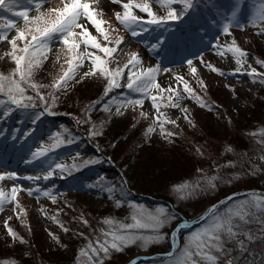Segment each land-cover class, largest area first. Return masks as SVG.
<instances>
[{
    "label": "rangeland",
    "instance_id": "obj_1",
    "mask_svg": "<svg viewBox=\"0 0 264 264\" xmlns=\"http://www.w3.org/2000/svg\"><path fill=\"white\" fill-rule=\"evenodd\" d=\"M127 2L129 0H121L120 4L99 0V4L94 5L103 10L100 18L107 21L103 27L115 29L110 33L111 38H123L124 42L115 54L118 66L123 67L133 52L142 62L125 69L120 81L122 87L114 88L105 96L104 79L98 76L80 79L91 66V61L85 59L83 67L77 70L76 80L69 81L67 91L55 93L58 99L54 104L48 95L53 92L51 87L40 89L45 101H40L29 89L28 94L34 97L36 107L17 109L8 116L0 115V175L6 177L0 181V189L10 192L13 187L17 188L16 200L0 210V264L4 261L76 264L80 249L89 240L94 241L104 227L102 220L106 217L128 220L129 202L149 210L165 208L176 219L161 230L166 239L146 247L138 242L121 253H113L105 264H130L142 257L148 259L136 264H166L169 260L166 254L172 251L171 233L178 223L187 224L186 229L177 234L176 243L182 246L184 237L201 226L200 217L207 215L213 205L223 212L226 207L246 200L251 193L264 195V159H261L264 157V137L252 135L264 130V83L259 82L264 76L253 78L244 74L251 68L264 73V65L256 62L264 61V35L258 34L264 23L256 21L255 26L252 23L260 0H238L242 7L230 28L231 35L223 32V26L228 22L226 16L233 7V0H211V3L210 0H195L193 9L181 20L169 21L159 27L143 25L148 30L136 37L116 20V13H123L121 4ZM58 3L59 0H52L44 7H55ZM133 3H148L158 15L167 14V7L154 0H133ZM172 6L178 10L181 7L179 4ZM16 10L21 9H13ZM133 11L148 19L146 13L138 9ZM35 14V11L29 13L30 16ZM6 18L16 20L18 28L23 27L22 19L11 12L0 11V23ZM86 26L96 34L91 24ZM4 31L9 40L16 35V29ZM80 31L76 29V32ZM233 40L248 53L243 67L235 63L231 53L217 54L226 50ZM101 43H104L102 39ZM18 44L23 46L21 41ZM59 47V44L52 46L48 60L34 77L37 83L51 85L67 70L63 57L60 63H54ZM9 51L8 41L0 42V56L4 57L0 59V72L5 74L15 67L5 55ZM188 60H192L197 68L195 75ZM207 64L223 74L211 71ZM111 67L115 68L117 64L113 63ZM149 67H159L157 82L165 88L171 86L179 93L180 107L169 106V96L174 93H161L153 88L144 95L124 86L129 72ZM238 67L240 70L235 71ZM177 76L189 83L205 107L189 98L183 91V84L175 79ZM253 79L257 82L253 83ZM199 80L207 87L201 86ZM100 93L101 97L97 98ZM152 95L163 97L158 99L160 112L164 114L161 119L167 117L175 121L164 125L167 131L176 133L175 136L165 138L161 135L159 125L155 123L157 113L150 99ZM102 96L105 100L100 105ZM137 99L143 100L142 107L135 106L133 111V106H128L122 109L123 115H114L117 104ZM106 104L110 105L111 112L103 111ZM44 110L51 113L53 119L47 118ZM141 112L147 114L146 118L140 115ZM93 126L102 134L90 135ZM149 126L155 127L156 131L146 137ZM226 146L232 151H225ZM198 148L200 152H197ZM37 151H43L44 155L33 158L32 153ZM119 171L125 180L132 181L133 187L145 193L143 196L156 201L142 197L136 202L133 199L126 201L121 189L128 185H124ZM49 172L52 175L45 180L43 177ZM11 173L15 177L8 179ZM205 175L218 176L214 189H197L187 199H180L173 190L174 185L186 181H202ZM106 185H115L117 194L106 191ZM44 192L55 196V202L43 195ZM117 198L123 201L121 207L115 206ZM250 219L252 222L245 225L244 230L252 234V239L240 237L245 242V250L240 251L234 244L227 245L236 264H264V212ZM84 220L88 223L84 224ZM7 228L26 243L13 241Z\"/></svg>",
    "mask_w": 264,
    "mask_h": 264
},
{
    "label": "snow or ice",
    "instance_id": "obj_2",
    "mask_svg": "<svg viewBox=\"0 0 264 264\" xmlns=\"http://www.w3.org/2000/svg\"><path fill=\"white\" fill-rule=\"evenodd\" d=\"M110 2L120 4L121 0H110ZM154 2L162 7H167V14L158 15L148 3L139 4L129 0V2L121 4L123 13L117 12L116 20L130 31L131 36L136 37L141 35L143 31L148 30L146 27H142L143 25H156L159 27L167 25L169 21L181 20L195 5V0H154ZM51 3L52 0H23V2L21 0H0V11L11 12L13 16L22 19L24 22L22 28H18L17 21L13 19L6 18L4 23H0V42L7 40L11 45V51L5 55L11 59L15 66L7 74L0 72V115L8 116L17 109L36 107L34 97L28 94L29 89L36 93L40 101H45V96L41 94L40 89L51 87L53 92L48 95L54 104L58 99L55 93L67 91L69 81L76 80L77 70L83 67L85 59L91 61V66L88 71L81 75L80 79L89 76H98L104 79L106 81L103 88L105 96L112 92L114 88L122 87L120 81L124 78L125 69H128L130 65L136 67L142 63L139 55L133 52L123 67L118 66L119 62L116 60L115 54L120 50V45L124 41L122 37L111 38L110 33L115 29L103 27L107 23V21L100 18L103 15V10L94 6L99 4V0H59L55 7H44ZM176 4L181 5L179 10L172 6ZM241 7L238 0H233V7L226 16L228 22L223 26L225 34L231 35L230 28L237 21ZM14 8L21 10L13 11ZM133 9L146 13L148 19L145 20L136 15ZM31 11H35L36 14L30 16ZM256 21L264 23V0H260L258 11L253 13L252 23L254 26ZM87 24L94 27L96 34L88 29ZM236 26L240 27L238 23ZM4 29H16V35L9 40ZM76 29L81 31L78 33ZM258 34L264 35V27H261ZM101 39L104 43H101ZM18 41L23 42L22 47L18 44ZM54 44L60 45L56 51L54 63H60L63 57L64 63L68 66L67 70H64L51 85L37 83L34 77L48 60ZM89 49L96 51L93 52ZM226 53H231L235 58V63L240 67H243L248 56V53L240 48L235 40L226 50L218 51L217 54L224 56ZM3 58V56H0V59ZM199 59L204 63L202 58ZM256 62L264 65V61L257 60ZM113 63L117 64V67H111ZM187 64L190 66L192 74L195 75L197 68L193 66V61L188 60ZM206 66L213 72L223 74L211 64ZM240 67L235 71H239ZM61 68H63V64H61ZM158 72L159 67H149L139 72H129L127 84L124 86L131 91L144 95L149 94L153 88L161 93H174V96H169V106L173 108L180 107L179 93L171 86L162 87L156 80ZM244 74L253 78L264 76V73L257 72L255 68H251L250 71ZM175 79L183 84V91L188 94L189 98L195 99L201 107L206 106L201 98L195 95L193 89L183 77L177 76ZM256 82L257 80L253 79V83ZM259 82L264 83V80ZM198 83L205 88L207 87L202 80H199ZM162 98L155 95L150 96L152 106L157 113L155 123L159 125L162 136L171 138L176 133L167 131L164 125L174 124L175 121L169 120L167 117L161 119L164 114L160 112L161 104L158 103V99ZM128 106H133L134 111L135 106H143V100H128L126 103L117 104L114 115H123L122 109H126ZM182 110L187 111V109ZM103 111L111 112L110 105L106 104ZM140 115L145 118L147 116L145 112H141ZM185 119H187V116H185ZM83 122L87 121H78V123ZM189 122L191 123V121ZM155 131V127L149 126L145 131V136L147 137ZM100 134L102 133L95 126L90 130V135ZM252 135L264 137V130L259 133H252ZM225 151H232V149L230 146H226ZM197 152H200L199 148ZM32 155L33 158H36L44 155V152L37 151L33 152ZM261 159H264V157H261ZM198 171L202 172L203 170ZM51 175L52 173L49 172L43 178L47 180ZM14 177V173L7 176L8 179ZM5 178L4 175H0V181ZM28 179L33 178L29 177ZM36 179H39V177H36ZM217 179L218 176L205 175L202 181L195 183L186 181L181 185H174L173 190L179 194L180 199H187L197 189L202 191L214 189ZM201 183H203V187H201ZM105 188L109 193H115V185H106ZM29 194L31 195V191H29ZM16 195V187H13L10 192L0 189V210H3L5 204L15 201ZM43 195L51 197L55 202V196H52L50 192H44ZM109 198L113 197L110 196ZM228 199L231 200L232 198L229 197ZM122 204L123 201L118 198L115 199L116 207H121ZM129 207L131 213L127 221L114 217H106L101 221L104 227L99 230V234L94 241L89 240L86 246L80 249L76 257V264H82V262L83 264H105V260H110L113 253H121L138 242L141 246L146 247L149 244L159 243L166 239V234L161 230L169 221L176 219L173 213L162 207L149 210L131 202H129ZM261 212H264V195L256 193H251L246 200L239 204L226 207L223 212L220 211L218 206L213 205L207 215L200 217L201 226L184 237L185 242L182 246L176 243L177 234L185 230L187 224L186 222L178 223L171 233L172 251L166 254L169 257L166 264H236V260L232 256V250L227 245L234 244L238 246L240 251H244L245 242L240 237L243 236L247 240L252 239V234L246 232L244 226L252 222L250 217H256L257 213ZM51 219L56 220L55 217H51ZM83 223L87 224L88 221L84 220ZM61 227L63 226L61 225ZM64 231H68V229H64ZM146 232L150 234L146 235ZM7 233L13 241L19 240L20 243H26L11 228H7ZM53 238L58 240V238ZM2 264H15V262L4 261ZM130 264H136V261L133 260Z\"/></svg>",
    "mask_w": 264,
    "mask_h": 264
},
{
    "label": "trees",
    "instance_id": "obj_3",
    "mask_svg": "<svg viewBox=\"0 0 264 264\" xmlns=\"http://www.w3.org/2000/svg\"><path fill=\"white\" fill-rule=\"evenodd\" d=\"M101 93L97 95V98L101 97ZM104 100L105 98L102 96L99 104L100 105H103L104 104ZM98 160H101L100 157H97ZM115 165V164H113ZM116 166V165H115ZM120 170V169H119ZM83 171V170H81ZM119 174L122 175V178L125 180L123 174L119 171ZM125 184L124 185H128V188L126 186L123 187L122 192L124 191L125 192V196H124V199L126 201H130L133 199L134 202L138 201L139 199H141V197L143 198V200H148L146 196H143L145 195V193H142L140 192L139 189H136L135 187L132 186V181L131 180H125L124 182ZM118 191V189H116ZM123 192V193H124ZM115 193L117 194V192L115 191ZM150 194V193H147V195Z\"/></svg>",
    "mask_w": 264,
    "mask_h": 264
},
{
    "label": "water",
    "instance_id": "obj_4",
    "mask_svg": "<svg viewBox=\"0 0 264 264\" xmlns=\"http://www.w3.org/2000/svg\"><path fill=\"white\" fill-rule=\"evenodd\" d=\"M145 258H141V259H139V260H137V262H141V261H143Z\"/></svg>",
    "mask_w": 264,
    "mask_h": 264
}]
</instances>
